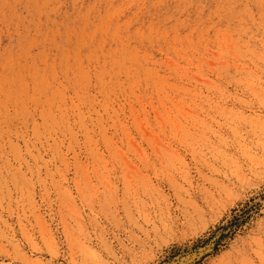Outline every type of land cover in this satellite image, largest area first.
<instances>
[{
	"label": "rangeland",
	"instance_id": "rangeland-1",
	"mask_svg": "<svg viewBox=\"0 0 264 264\" xmlns=\"http://www.w3.org/2000/svg\"><path fill=\"white\" fill-rule=\"evenodd\" d=\"M113 1L0 0V264H264V0Z\"/></svg>",
	"mask_w": 264,
	"mask_h": 264
},
{
	"label": "bare ground",
	"instance_id": "bare-ground-1",
	"mask_svg": "<svg viewBox=\"0 0 264 264\" xmlns=\"http://www.w3.org/2000/svg\"><path fill=\"white\" fill-rule=\"evenodd\" d=\"M137 1V0H136ZM119 7H120V5H119V2H118V0H114L110 5H109V10H108V15L110 14V13H113V14H115V13H117L118 12V10H119ZM111 15V14H110ZM112 17V15L110 16V18ZM137 30V29H136ZM95 31V30H94ZM77 34V33H76ZM82 34V33H81ZM9 78V77H8ZM50 80H48V81H46L42 86H40L42 89V92H45V93H43V94H46V99L49 101V103H50V101H52V100H54V99H57V100H59V99H61V100H63L64 101V97H63V94H61V93H55V91H53L52 93H50V91L52 90L51 88H50ZM42 83V82H41ZM14 84V83H13ZM41 85V84H40ZM54 93L57 95H55V96H52V95H54ZM14 91H13V89L12 90H7V92H6V94H5V98L7 99V100H12L13 99V96H14ZM30 110V109H29ZM63 111H64V113L65 112H67L68 113V110H67V108H66V106H63ZM56 112V111H55ZM47 127H49V126H47ZM62 128L64 129L65 128V126H62ZM0 129L2 130L3 128H1V126H0ZM4 144V143H3ZM189 261V260H188ZM180 264H182V263H180ZM189 264V263H188Z\"/></svg>",
	"mask_w": 264,
	"mask_h": 264
}]
</instances>
